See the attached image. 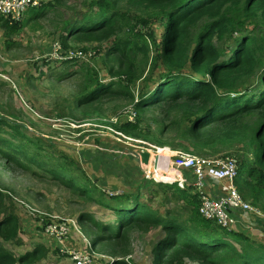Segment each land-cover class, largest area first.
Segmentation results:
<instances>
[{"label":"rangeland","instance_id":"1","mask_svg":"<svg viewBox=\"0 0 264 264\" xmlns=\"http://www.w3.org/2000/svg\"><path fill=\"white\" fill-rule=\"evenodd\" d=\"M50 3L48 12L36 20H30L29 13L20 22L3 17L10 20L11 26L19 27L15 32L6 33L0 26V116L17 124V129L7 125L0 135L12 141L15 149L28 154V158L36 157L45 163L48 169L56 165L66 179L74 178V185L69 186L56 179L25 155L16 156L21 165L17 160H9L0 150V211L13 213L19 224V237L4 240L3 245L16 257L41 245L44 249L37 254L34 264H77L67 253L69 249L88 251L93 256L91 264H105L112 260L108 246H91L92 237L100 228L82 219L88 214L99 222L116 225L118 213L105 205L124 207L131 200L126 199L128 187L124 185L117 188L123 189L125 194L110 195L106 191H114L113 188L105 187L103 183L96 184L99 157L111 159L117 155H133L140 166V157L147 163V154L162 152L164 155L160 149L168 148L210 158H234L241 167L245 161L254 160L253 150L244 144H236L221 148L219 152L206 149V154H202L193 148V142L178 138L176 131H165L171 124L167 114L174 107L179 108L180 104L184 107L193 101H165L143 108L138 106L140 98L149 99L156 91L161 73L167 69L156 57L159 51L153 47L144 70L130 80L109 72L111 65L116 66L118 57L108 55L113 39L79 41L72 37L68 45L63 43L66 51L82 53L85 57L76 63L51 59L52 43L56 39L63 40L66 21L81 17L82 13L93 10L95 6L92 5L93 0H50ZM118 9L124 12L125 30L133 38L143 43L147 41V32L154 31L157 39H162L165 20L156 11L142 12L127 1H122ZM9 43L13 46H7ZM137 58L141 63L146 59L142 52ZM96 76L104 83L112 80L129 83L135 99L104 93L91 102H83L82 96L90 88H95ZM128 122H138L140 128L128 134L124 130ZM122 162H116L115 168L126 172ZM146 179V195L142 194L141 199L147 201L148 187H155L152 207L157 214L178 211V217L185 220L187 212L184 207H189L188 203L170 197L167 199L155 186L154 178ZM84 188H89L90 193H82ZM247 190L239 189V192L246 201L264 212V201H257L247 194ZM115 196L119 198L115 199ZM48 224H55L58 229L67 226L62 242L46 232ZM88 228L90 233H86ZM74 231L80 239L74 238ZM130 237L128 255L116 258H122L129 264H154V249L165 237L163 231L157 228L147 232L144 228L135 227L130 231ZM233 243L236 245L238 242L235 240ZM185 264L198 263L186 259Z\"/></svg>","mask_w":264,"mask_h":264},{"label":"trees","instance_id":"2","mask_svg":"<svg viewBox=\"0 0 264 264\" xmlns=\"http://www.w3.org/2000/svg\"><path fill=\"white\" fill-rule=\"evenodd\" d=\"M122 1L142 12L156 11L165 20L162 39H157L154 31H148L147 41L141 43L128 34L123 23L124 12L118 9ZM51 3L46 1L41 7L32 8L28 12L30 20L44 16ZM92 5L95 6L93 10L66 21L62 33L64 45H68L72 37L79 41L113 39L108 55L118 57L116 66L111 65L109 72L129 80L144 70L151 48L157 49L156 57L167 69L161 73L156 91L149 99L140 98L138 106L193 101L184 107L180 104L167 114L171 124L165 131H176L178 138L193 142V148L202 154H206V149L219 152L221 148L236 144L251 147L254 160L242 164L236 183L241 191L248 189V195L264 201V0H93ZM0 26L6 33L15 32L19 27L11 26L10 20L2 16ZM140 52L146 57L144 63L137 58ZM95 78L96 86L82 96L83 102H91L104 93L135 99L129 83L114 80L104 83L97 76ZM7 125L17 129V124L0 116V134ZM139 128L138 122H128L124 126L128 134ZM13 144L0 135L2 154L23 165L16 156L27 157L28 154L15 149ZM28 159L51 172L56 179L74 185V178L66 179L56 165L48 169L36 157ZM146 180L142 183L144 188ZM154 183L167 199L188 203L189 207H184L187 218L181 220L178 211L157 214L152 207L156 188L148 187L147 193H150L144 201L139 187L138 192L126 196L130 204L124 207L105 205L118 213L116 225L84 215L82 220L100 228L92 237V248L105 244L112 257L127 256L133 228L141 227L147 232L160 228L165 237L154 249V264H185L186 259L198 264H264V244L201 216L199 194L191 187L184 189L177 183L155 180ZM81 192L90 193L89 188ZM1 204L0 196V207ZM18 225L13 213L0 211V264H34L37 254L44 249L38 245L18 257L7 249L3 241L19 237ZM235 240L239 246L233 243ZM115 258L105 264H129L122 258Z\"/></svg>","mask_w":264,"mask_h":264},{"label":"built area","instance_id":"3","mask_svg":"<svg viewBox=\"0 0 264 264\" xmlns=\"http://www.w3.org/2000/svg\"><path fill=\"white\" fill-rule=\"evenodd\" d=\"M46 1L50 0H0V16L8 17L13 22H20L32 8H39ZM63 47L61 39L54 40L50 58L61 63L73 61L76 63L80 61V58L85 57L82 53L75 54L72 51H66ZM160 151L165 154L154 153L147 159V163L139 156L145 178L177 183L180 188L184 189L191 187L195 193L199 194L201 216L224 229L235 230L239 217L243 219L249 215L252 219L251 224L264 230V212L246 201L237 187L236 180L239 177L240 165L236 159L210 158L168 148L160 149ZM158 172L164 179L158 177ZM190 175L195 178L191 180ZM208 178L225 181L224 192L218 196L209 192L207 190ZM106 192L114 195L121 191L115 189ZM45 230L62 242L67 226L63 225L58 229L55 224H48ZM67 253L77 264H91L93 261V256L88 251L69 249Z\"/></svg>","mask_w":264,"mask_h":264},{"label":"crops","instance_id":"4","mask_svg":"<svg viewBox=\"0 0 264 264\" xmlns=\"http://www.w3.org/2000/svg\"><path fill=\"white\" fill-rule=\"evenodd\" d=\"M89 153L91 154V152ZM148 158H150V156H148ZM120 161H123L122 163H125L124 166L126 172L124 171L121 172L116 170L115 164L119 163ZM97 162H98L97 164L99 168L98 170L99 173L96 175L97 176L95 180V182L97 181L96 184L103 183V185L104 186L107 185L108 188H113L114 190L115 189L120 190L122 195L125 194V192L123 191V189L117 188V186L124 185L125 187H128L127 189L128 192H126V195L133 194L136 191L138 192L139 187L141 188L142 194L146 193V188H144L142 185L144 179L146 178L143 173L142 167H140L141 162L139 166L138 163L139 161L137 157H134L133 155H125V156L117 155L116 157L115 156L111 157V159H106L101 156L98 158ZM189 178L193 180L195 177L193 175H190ZM224 185H225V181H221L213 178H208L207 180V190L215 194V196H218L219 194H222L224 192ZM251 220L252 219L249 215H247V217H244L243 219L239 217L238 224L235 230L244 233L251 240H254L257 243L264 244V231L259 227L252 225ZM83 221L87 222L86 220ZM90 232L91 229L88 228L86 230V233H90ZM74 235H75L74 238L80 239V237L77 235L75 231H74Z\"/></svg>","mask_w":264,"mask_h":264},{"label":"bare ground","instance_id":"5","mask_svg":"<svg viewBox=\"0 0 264 264\" xmlns=\"http://www.w3.org/2000/svg\"><path fill=\"white\" fill-rule=\"evenodd\" d=\"M158 177L162 178V174L160 172H158ZM162 179H164V178H162Z\"/></svg>","mask_w":264,"mask_h":264},{"label":"water","instance_id":"6","mask_svg":"<svg viewBox=\"0 0 264 264\" xmlns=\"http://www.w3.org/2000/svg\"><path fill=\"white\" fill-rule=\"evenodd\" d=\"M147 159H148V154H147ZM111 258H115V257H111Z\"/></svg>","mask_w":264,"mask_h":264}]
</instances>
